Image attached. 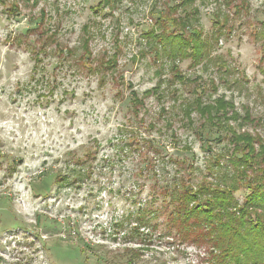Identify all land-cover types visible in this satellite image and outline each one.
<instances>
[{"label": "rangeland", "instance_id": "rangeland-1", "mask_svg": "<svg viewBox=\"0 0 264 264\" xmlns=\"http://www.w3.org/2000/svg\"><path fill=\"white\" fill-rule=\"evenodd\" d=\"M170 21L220 29L210 62L159 51ZM227 128L264 145V0H0V264H207L132 214L229 177Z\"/></svg>", "mask_w": 264, "mask_h": 264}, {"label": "trees", "instance_id": "trees-1", "mask_svg": "<svg viewBox=\"0 0 264 264\" xmlns=\"http://www.w3.org/2000/svg\"><path fill=\"white\" fill-rule=\"evenodd\" d=\"M188 1L191 0H185ZM192 13L182 20L191 21L190 16L198 14ZM170 23V29L161 34L149 33L156 39L159 51L164 55L167 52L172 61L190 59L193 66L204 60L210 62L208 58L221 35L220 29L206 38L199 29L193 28L187 34L176 22ZM219 112L224 116L219 109L217 115ZM203 126L218 129L209 120ZM226 138L233 146L229 150L230 176H223L217 184L189 185L179 178L169 186L168 181H163L157 194H149L144 203L135 207V229L150 228L153 220L164 216L168 235L181 243L205 247L207 264H264V145H256L248 134H235L232 128H227ZM89 157V151L85 152V159ZM215 165L221 169L219 160ZM65 181L62 178L59 183L66 184ZM136 190L140 193L142 188L137 186ZM240 191L244 193L241 200L236 196ZM156 202L159 206L155 207Z\"/></svg>", "mask_w": 264, "mask_h": 264}]
</instances>
